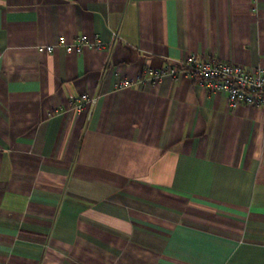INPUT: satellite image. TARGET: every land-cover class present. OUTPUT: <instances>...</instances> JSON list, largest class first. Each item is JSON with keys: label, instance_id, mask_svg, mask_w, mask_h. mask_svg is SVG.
<instances>
[{"label": "crops", "instance_id": "1", "mask_svg": "<svg viewBox=\"0 0 264 264\" xmlns=\"http://www.w3.org/2000/svg\"><path fill=\"white\" fill-rule=\"evenodd\" d=\"M193 57L264 69V1L0 0V264H264L263 113L146 74Z\"/></svg>", "mask_w": 264, "mask_h": 264}, {"label": "built area", "instance_id": "2", "mask_svg": "<svg viewBox=\"0 0 264 264\" xmlns=\"http://www.w3.org/2000/svg\"><path fill=\"white\" fill-rule=\"evenodd\" d=\"M60 44H64L63 38L60 39ZM84 45L97 51L106 49V45L96 39L88 40L81 37L77 40L76 45L66 47V52L79 51ZM52 49V47H46L44 50L51 52ZM178 67H181L191 80L208 92L223 94L230 109L240 105L254 107L261 110L264 116V69L258 68L253 72H247L241 66L223 63L217 59L199 61L193 57L164 70H148L146 74L151 80L157 81L165 75L175 77ZM136 80L128 78L119 80L115 84V89L131 88L135 85ZM96 101L97 97L84 94L74 100V107L77 110H82L84 104L93 107Z\"/></svg>", "mask_w": 264, "mask_h": 264}]
</instances>
